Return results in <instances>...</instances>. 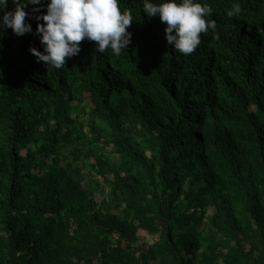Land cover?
<instances>
[{
    "label": "trees",
    "instance_id": "1",
    "mask_svg": "<svg viewBox=\"0 0 264 264\" xmlns=\"http://www.w3.org/2000/svg\"><path fill=\"white\" fill-rule=\"evenodd\" d=\"M48 2L0 29V264H264V0H201L189 55L121 0L128 49L60 69L30 51Z\"/></svg>",
    "mask_w": 264,
    "mask_h": 264
},
{
    "label": "clouds",
    "instance_id": "2",
    "mask_svg": "<svg viewBox=\"0 0 264 264\" xmlns=\"http://www.w3.org/2000/svg\"><path fill=\"white\" fill-rule=\"evenodd\" d=\"M15 8L9 9V0H0V29L12 28L17 35L32 31L26 17L39 12L41 0H12ZM121 0H49L46 13L34 18L38 23L36 33L44 51L31 47L30 51L38 62L48 67L63 68L69 57L81 51L80 42L84 39L95 41L100 53L111 49L119 56L128 49L132 33L128 30L134 21L131 9H123ZM142 11L149 18L159 16L166 24L167 42L178 52L189 55L201 44V34L216 30L212 18L213 9L201 0H140ZM33 5L32 12L26 11ZM7 9V11H6ZM242 6L239 2L228 10L229 17L239 16Z\"/></svg>",
    "mask_w": 264,
    "mask_h": 264
},
{
    "label": "rangeland",
    "instance_id": "3",
    "mask_svg": "<svg viewBox=\"0 0 264 264\" xmlns=\"http://www.w3.org/2000/svg\"><path fill=\"white\" fill-rule=\"evenodd\" d=\"M85 118L86 117L84 115L83 121L85 120ZM94 196H95V198L97 200H99L101 198V195L100 194H97V193H95ZM208 214H211V212L209 211ZM152 240L153 239L150 236H147L144 233H139V241L142 242L143 244H147L148 245V244L152 243Z\"/></svg>",
    "mask_w": 264,
    "mask_h": 264
}]
</instances>
